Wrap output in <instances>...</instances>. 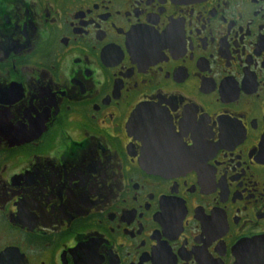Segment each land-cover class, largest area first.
Instances as JSON below:
<instances>
[{
	"label": "flooded vegetation",
	"instance_id": "flooded-vegetation-1",
	"mask_svg": "<svg viewBox=\"0 0 264 264\" xmlns=\"http://www.w3.org/2000/svg\"><path fill=\"white\" fill-rule=\"evenodd\" d=\"M0 264H264V0H0Z\"/></svg>",
	"mask_w": 264,
	"mask_h": 264
},
{
	"label": "water",
	"instance_id": "water-1",
	"mask_svg": "<svg viewBox=\"0 0 264 264\" xmlns=\"http://www.w3.org/2000/svg\"><path fill=\"white\" fill-rule=\"evenodd\" d=\"M181 1H184V2H186V1H197V0H181Z\"/></svg>",
	"mask_w": 264,
	"mask_h": 264
}]
</instances>
